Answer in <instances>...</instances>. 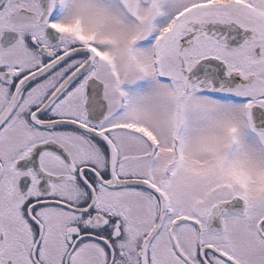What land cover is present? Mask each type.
Listing matches in <instances>:
<instances>
[{"label":"snow or ice","instance_id":"6c2138e0","mask_svg":"<svg viewBox=\"0 0 264 264\" xmlns=\"http://www.w3.org/2000/svg\"><path fill=\"white\" fill-rule=\"evenodd\" d=\"M0 264H264V0H0Z\"/></svg>","mask_w":264,"mask_h":264}]
</instances>
